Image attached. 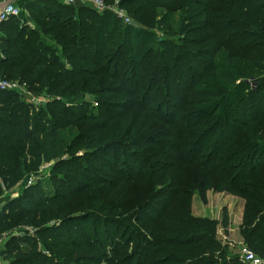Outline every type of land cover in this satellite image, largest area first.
Listing matches in <instances>:
<instances>
[{
	"label": "trees",
	"instance_id": "1",
	"mask_svg": "<svg viewBox=\"0 0 264 264\" xmlns=\"http://www.w3.org/2000/svg\"><path fill=\"white\" fill-rule=\"evenodd\" d=\"M14 1L33 27L0 25V77L48 103L35 112L0 91V199L38 178L0 208V231L37 237L12 235L3 257L244 264L217 241L228 219L192 216L187 190L209 189L246 202L239 238L264 259V0H104L119 1L135 26L89 6ZM138 184L153 197L131 210L120 200Z\"/></svg>",
	"mask_w": 264,
	"mask_h": 264
},
{
	"label": "rangeland",
	"instance_id": "2",
	"mask_svg": "<svg viewBox=\"0 0 264 264\" xmlns=\"http://www.w3.org/2000/svg\"><path fill=\"white\" fill-rule=\"evenodd\" d=\"M125 11L127 12V10ZM26 21H27L26 23L29 22L31 27H33L32 22L29 21V16H27ZM132 21H133L134 26L137 25V23L133 19ZM39 97L46 98L47 96L42 94ZM26 100L27 99H25V101ZM46 108H47V105H45L44 108H40V109H46ZM40 109L34 108L35 112L39 111ZM53 165H54V162H51L48 164L45 163L44 166H42L41 170L39 171L40 175L45 179H49L52 173ZM37 180L38 178L33 177V176L26 178L19 184L16 190L5 193V195L0 199V208L2 207L3 203L19 198V196L24 192V190L34 185ZM44 185H45L44 189L50 192L51 187L48 186L47 184H44ZM145 190H146V185L144 184L132 185L129 189V192H130L129 196H126V198L123 199V201L120 200V203H123V202L131 203L132 202V207H131V210H132L133 208L136 207V205H133L134 202H136L137 204L143 203V202H146L148 199H150V197H153L152 194L149 193L151 191L147 193ZM187 193L190 194L191 213L193 217L209 219L211 221H218L220 223L223 221V219H228L227 222L229 223V225L227 227H224V226L218 227V234H217L218 240L217 241L223 246L224 245H234L236 246L238 250V247H240V245L242 244L239 238L238 228L241 225L240 221L243 220L242 216L244 214V208H245L246 202L241 197L237 196L236 194L226 192V191L217 192V191L208 189L204 197L201 195L200 191L198 190H194V191L187 190ZM179 198H184V197L180 196ZM128 225L130 229L134 228L135 222H128ZM167 226L168 228H171L172 225H167ZM122 231L124 234L126 233L124 229H122ZM141 234H142L143 239L150 238V236L148 234H145L143 231H141ZM12 235H17V236L31 235V237H37L35 230L29 227H21L18 229H14L11 232L0 231V256H1V260L3 264H10V262H8L3 257L2 251L5 249L6 244L9 238L12 237ZM131 237H132V233L131 231H129L128 234L126 235V238L130 239ZM39 240H43V239L39 238ZM137 242H138V238H132V242H130L128 246V252L134 253L136 251ZM216 254H219V252H216Z\"/></svg>",
	"mask_w": 264,
	"mask_h": 264
},
{
	"label": "built area",
	"instance_id": "3",
	"mask_svg": "<svg viewBox=\"0 0 264 264\" xmlns=\"http://www.w3.org/2000/svg\"><path fill=\"white\" fill-rule=\"evenodd\" d=\"M63 3L68 6H89L99 13L111 12L117 19L127 25H133L132 19L128 16L127 12L120 6L119 1L114 5H107L104 0H53ZM3 7L0 8V25L7 22L11 18H19L24 22L28 15H26L23 5L16 4L13 0H3ZM249 84L253 85L254 80H249ZM0 91L5 92H18L26 101L32 105L34 109L44 108L47 105V98H40L29 90L26 83L20 81H8L0 77ZM29 99V100H28ZM240 258L244 264H264V259L258 256L255 252L249 249L246 245L241 244L238 247ZM0 264L2 263L0 256Z\"/></svg>",
	"mask_w": 264,
	"mask_h": 264
},
{
	"label": "crops",
	"instance_id": "4",
	"mask_svg": "<svg viewBox=\"0 0 264 264\" xmlns=\"http://www.w3.org/2000/svg\"><path fill=\"white\" fill-rule=\"evenodd\" d=\"M16 4H18V5H25V3H23V2H17V1H14ZM4 5H3V0H0V8H2ZM26 12V11H25ZM26 15H28V13L26 12ZM242 219H243V216H242ZM242 221L243 220H241L240 221V224H242Z\"/></svg>",
	"mask_w": 264,
	"mask_h": 264
}]
</instances>
